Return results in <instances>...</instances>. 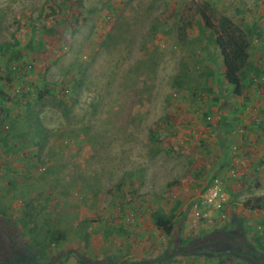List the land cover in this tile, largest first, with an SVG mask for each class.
<instances>
[{
  "label": "rangeland",
  "instance_id": "374dc122",
  "mask_svg": "<svg viewBox=\"0 0 264 264\" xmlns=\"http://www.w3.org/2000/svg\"><path fill=\"white\" fill-rule=\"evenodd\" d=\"M198 2L246 33L244 81L255 79L259 106L264 0H0V210L24 241L32 230L66 234L41 264H217L223 254L228 264H264L240 246L243 237L264 244V208L244 211L256 197L264 203L263 180L255 196L253 183L223 178L219 209L198 202L219 177L207 109L227 92ZM42 89L50 92L37 101ZM154 211L173 216L170 237Z\"/></svg>",
  "mask_w": 264,
  "mask_h": 264
},
{
  "label": "trees",
  "instance_id": "16d2710c",
  "mask_svg": "<svg viewBox=\"0 0 264 264\" xmlns=\"http://www.w3.org/2000/svg\"><path fill=\"white\" fill-rule=\"evenodd\" d=\"M50 14L53 13V9L50 8ZM195 12L199 17L200 22L205 30L210 32L213 36V43L218 49L219 56L221 58L220 67V80L226 83L233 95L241 96L242 92H245L246 88L256 85L255 79L245 80L246 71L249 67V41L246 33L235 24L229 17L225 15H214L212 7L206 2H198L195 5ZM47 18V17H46ZM43 33L50 34L51 28H43ZM6 49H0V55L6 54ZM10 55L20 64L18 55ZM10 57V59L12 58ZM12 58V60H13ZM30 67V65H20L15 67L16 69L23 67ZM219 69V68H218ZM248 85V86H247ZM257 87V85H256ZM49 89H42L37 93V101H39L44 95L48 94ZM4 93L0 91L1 100L4 97ZM28 95L23 94L25 98ZM0 100V101H1ZM26 107L28 105L26 104ZM27 116H30L28 110ZM262 115V113H259ZM28 116V117H29ZM28 119V118H27ZM28 125V121L25 122ZM37 125V124H36ZM2 127L9 132L12 129V125L9 122L2 121ZM40 126L37 125L35 134H39ZM229 171H234L230 169ZM235 173V172H234ZM235 176V175H234ZM244 207L249 210H261L264 208V203L261 198L253 200V204L250 201L244 203ZM151 221L154 226L161 230L165 235L171 236L173 234V216L164 215L159 211L151 213ZM224 228V227H223ZM250 232V229L247 233ZM31 238L24 241L21 238L19 227L11 219L7 217L0 210V264H15L18 259L23 257H30L36 264H41L46 255V249L53 243H60L65 240L66 234L63 232H51L46 231L42 238L39 237L38 231H30ZM249 239L243 237L240 246H249V249L253 252L264 254V244L260 242V238L254 237L252 242ZM218 256L217 264H226V257ZM234 259V258H233ZM236 260V259H234ZM78 264H90L84 261V257L78 260ZM228 264V263H227Z\"/></svg>",
  "mask_w": 264,
  "mask_h": 264
},
{
  "label": "crops",
  "instance_id": "0c3cea01",
  "mask_svg": "<svg viewBox=\"0 0 264 264\" xmlns=\"http://www.w3.org/2000/svg\"><path fill=\"white\" fill-rule=\"evenodd\" d=\"M223 86L227 88V92L219 94V96L224 103L211 105L207 109L213 117L212 122L209 123L213 126L208 129L209 131L211 128L213 129L211 136L215 138L217 147L216 154H214L215 163L212 165V173L218 175L220 179H226V181L227 178L232 179L230 182L238 183V185L244 187L251 186V183H253L252 190L255 193L252 195L258 196L264 181V102L259 103L260 105L256 107L253 105L252 108L251 101H253V98H250V90L253 86L246 88L241 96L233 95L226 83H223ZM239 99H241V103L251 105V107L248 106L247 108L243 105L241 107ZM233 102H236L237 106L230 104ZM252 109H254V112ZM226 111L228 115L225 113ZM259 113H262V115ZM207 126L209 125L205 124L199 131L207 130ZM230 169L234 170L235 176L229 175ZM207 171V167H201L193 173V176L198 178ZM244 211H258L259 213L262 210L245 208ZM259 215H262V212Z\"/></svg>",
  "mask_w": 264,
  "mask_h": 264
},
{
  "label": "built area",
  "instance_id": "2783aa9c",
  "mask_svg": "<svg viewBox=\"0 0 264 264\" xmlns=\"http://www.w3.org/2000/svg\"><path fill=\"white\" fill-rule=\"evenodd\" d=\"M229 175L234 176V171H229ZM226 200L227 196L223 192L221 179L219 177H214L204 189V192L200 196V201L198 202L199 205L207 207V209H219ZM204 216L207 217L206 214H204Z\"/></svg>",
  "mask_w": 264,
  "mask_h": 264
}]
</instances>
